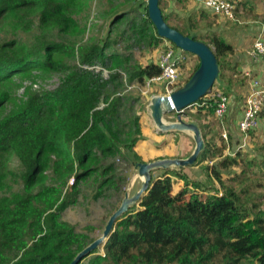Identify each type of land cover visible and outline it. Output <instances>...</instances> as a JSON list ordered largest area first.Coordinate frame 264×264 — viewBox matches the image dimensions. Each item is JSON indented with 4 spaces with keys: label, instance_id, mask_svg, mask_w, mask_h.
<instances>
[{
    "label": "trees",
    "instance_id": "16d2710c",
    "mask_svg": "<svg viewBox=\"0 0 264 264\" xmlns=\"http://www.w3.org/2000/svg\"><path fill=\"white\" fill-rule=\"evenodd\" d=\"M177 1L194 7L187 0ZM229 1L237 14L246 4ZM79 4L80 0H0V264H71L94 241L89 235L92 227L80 233L63 219L76 204L80 185L90 178L101 180L96 198L102 197L104 191L118 189V157L133 166L146 162L139 151L142 119L124 115L128 97L122 93L123 75L118 70L124 69L131 83L143 86L161 69L155 62L132 64L130 54L121 57L111 51L116 43L111 28L126 22L129 12L114 15L103 45L76 47L50 40L49 31L61 37L77 35ZM163 5L165 0H160L168 23L175 14H165ZM194 8L197 12L189 16L185 30L171 27L214 49L219 77L213 91L219 88L230 101L223 122L216 117L215 101L197 102H207L196 107L205 130V149L196 164L207 163L204 179H193L184 169L153 176L139 208L117 221L105 254L95 251L89 264H264V157L249 159L241 150L224 156L238 142L227 130L228 113L237 103L241 119L249 93L240 89L247 80L234 78L240 77L239 65L231 63L234 46L214 29L220 16ZM137 10L138 18L127 21L130 35L125 31L133 47L154 52L170 43L179 49L159 36L147 0L139 2ZM201 19H211V31L193 35ZM37 22L43 35L35 38ZM98 66L111 68L109 76L97 71ZM37 74L59 75L60 83L53 89L29 86L19 96L23 82L35 84ZM163 90L164 85L151 87L155 94ZM257 132L242 135L253 137ZM258 149L264 152V145ZM233 167L241 172L231 184L223 170ZM71 178L75 181L67 192ZM179 182L183 187L176 192Z\"/></svg>",
    "mask_w": 264,
    "mask_h": 264
},
{
    "label": "rangeland",
    "instance_id": "374dc122",
    "mask_svg": "<svg viewBox=\"0 0 264 264\" xmlns=\"http://www.w3.org/2000/svg\"><path fill=\"white\" fill-rule=\"evenodd\" d=\"M134 1V0H133ZM145 0H140L139 2H143ZM245 11L239 10V13L244 12L243 17L236 18L237 15V7L235 10V21L231 20L233 23V27L228 31L232 36V39H228V43L231 45L234 44L236 47L243 40L246 39L247 35H251L253 39L258 38V32L255 31L256 27H264V18H261L260 15H254V12L260 8V6L264 5V0H246L245 1ZM130 3V1H129ZM132 6L128 11L130 15L128 16V20H133L138 18L139 10H137V5ZM126 3L124 0H118L117 4H110L107 0H80L79 8H78V16L77 18L80 21V28L76 36H68L61 37L55 31H49L47 36L50 40H54V42H64L65 44L84 46L93 42L100 43L102 39L107 37V33L110 30L111 17L106 14L105 11L110 9L111 7H116L117 10L120 8L126 7ZM164 8L165 14L167 10L170 8L165 5L162 6ZM177 17L172 16L169 18L168 24L170 26L178 27L182 30H185L188 27V19L190 15L196 13V9L187 5L185 7H180ZM169 15V14H167ZM127 21L121 23L117 27L112 29V39L116 41L113 43L114 46L111 48V51H115L122 56H126V54H130L132 64L138 63L141 65H147L149 62H155L153 57L149 58L152 55L153 51H148L145 47H133L132 41L125 34L127 31L128 35L130 32L127 28ZM211 21V19H201L196 24V28L192 29V34L196 36L200 35H208L211 31V28L207 26V24ZM235 30H237L235 32ZM260 31V29H259ZM117 33L120 35L118 38ZM34 37L42 36V31L39 28V23L37 22L34 30ZM25 38V37H24ZM165 49H160L163 52ZM110 52V51H109ZM185 53V52H184ZM187 55V62L184 68L185 77H189L194 68H196L200 61L199 59L191 55L189 53H185ZM109 69H102L101 67H97V71H102L103 76L108 77L110 72ZM118 71L122 72L123 75V95L127 98L126 105L124 106V115L125 117H133L138 116L142 119V139L143 143L141 144V148L146 149L144 151L145 156H150V158L158 157V159H188L192 153L195 151L196 143L194 139L191 140L188 135H194L193 132H189L186 130L180 131L174 128H170V130L159 129L157 123L155 122L151 111L148 109L149 99L152 95H155L152 91H148L145 86H140L136 83H131L128 78V73L125 72L124 69H119ZM59 75H41L37 74L36 83L33 84L30 80L23 82L22 88H20L19 96L23 95L26 87L33 86L35 90L38 89H53L60 83ZM242 80L241 77L237 78ZM187 83V81H186ZM185 83V84H186ZM217 83V82H216ZM22 84V83H21ZM215 87V86H214ZM218 87V85H217ZM245 87H241L240 92L245 93ZM216 90L219 88H215ZM238 104L232 105L228 113L229 123L227 125V130L229 133L233 135V141H237L232 146L229 151L230 154H235L237 151L241 150L243 154H245L249 159H261L264 157V152H261L258 147L262 144L264 145V135L260 133L259 135H254L253 137L248 136L245 137L240 133L237 128L238 123ZM198 109L194 106L188 108L183 112L182 119L184 122L188 124H196L199 126L204 142V134L205 130L203 129V122L199 118V114L197 113ZM146 117L151 122V133L146 132V128L148 125L143 123V116ZM204 115V114H203ZM178 113H163L162 121L164 127L172 126V124L178 123ZM211 121L210 118H207ZM206 120V121H209ZM214 122V121H213ZM215 123V122H214ZM219 126V125H218ZM168 129V128H167ZM220 130V129H219ZM236 135V136H234ZM219 138V137H218ZM142 150V149H141ZM140 151V145H139ZM161 156H165L159 158ZM156 159V158H155ZM156 159V160H158ZM146 160V159H145ZM116 168H117V186L118 189L114 187L104 191V196L96 198V194L99 191L100 181H94V178H90L87 182L82 183L79 188V195L75 205L69 208L63 215V219L74 225L77 228V231L80 233H87L86 227H92L94 230L89 233L90 238L92 240H96L100 238L103 234L105 226L112 216V214L120 207L125 195L129 193L130 195H134L136 191L141 188V178L138 176V172L135 170V166L129 164L124 161L123 158L118 157L116 160ZM215 162H210L212 165ZM193 164L192 166L184 168L185 173L193 178V179H204V171L203 168L207 163H203L202 165ZM173 170H180L178 167H173ZM165 170L160 169L153 172V176L158 178L163 175ZM241 170L239 167H233L228 170H223V177L229 183H233L231 179ZM125 178V181L122 179ZM75 179L71 178L68 182V186L66 187V191L69 192L73 186ZM183 187V183L179 182L175 186V191L178 192ZM258 192V190H256ZM137 209L139 207H136ZM93 241V242H94ZM101 254H105L104 250L101 248ZM91 256L88 257L81 264H89V260Z\"/></svg>",
    "mask_w": 264,
    "mask_h": 264
},
{
    "label": "water",
    "instance_id": "95a60500",
    "mask_svg": "<svg viewBox=\"0 0 264 264\" xmlns=\"http://www.w3.org/2000/svg\"><path fill=\"white\" fill-rule=\"evenodd\" d=\"M147 1L149 17L157 29L159 36L166 41L172 42L183 52L196 56L200 61L196 73L184 86L174 91L170 96H157L153 98L152 116L158 125H163V113H178V123L172 124L166 130H170L172 127L180 131L193 132L196 148L188 159H158L136 164L135 170L141 178V188L134 195H130L129 193L125 195L120 207L109 218L102 236L83 249L71 264H81L88 257L92 256V253L105 247L115 230L117 221L122 219L132 209L139 207L142 198L148 194L152 187L151 182L153 181L154 171L160 169L166 171L173 167H178L182 170L192 166L197 162L199 155L205 149V142L199 126L184 122L181 114L186 109L194 107L200 99L206 98L213 91L219 77V65L215 51L210 45L185 36L180 31L172 28L164 19L160 0Z\"/></svg>",
    "mask_w": 264,
    "mask_h": 264
},
{
    "label": "built area",
    "instance_id": "2783aa9c",
    "mask_svg": "<svg viewBox=\"0 0 264 264\" xmlns=\"http://www.w3.org/2000/svg\"><path fill=\"white\" fill-rule=\"evenodd\" d=\"M194 7H201L208 12H211L220 17H225L230 20L235 18V5L229 0H187ZM263 36L255 41L249 53L253 63L261 64L262 69L260 74L252 76V70L247 69L244 72L245 78L249 80V95L245 102V110L242 113L241 119H238L237 128L242 134H247L250 131H260L264 127V29ZM165 49L159 56L158 66L161 69V74L157 77L148 79L145 82V88L151 91L153 85H164V90L160 94L152 95L149 99L148 109L152 114L153 98L157 96H170L174 91L185 85L188 77H185L184 68L187 62V55L181 50L176 49L170 43H167ZM204 99L215 101L218 105L216 109V117L222 122L228 112L230 101L227 96L223 95L219 90L212 91L209 96ZM210 101V102H211ZM207 104H195L199 107ZM223 138L228 140V133L224 132ZM229 149V148H228Z\"/></svg>",
    "mask_w": 264,
    "mask_h": 264
},
{
    "label": "crops",
    "instance_id": "0c3cea01",
    "mask_svg": "<svg viewBox=\"0 0 264 264\" xmlns=\"http://www.w3.org/2000/svg\"><path fill=\"white\" fill-rule=\"evenodd\" d=\"M107 1L114 6V4H117L118 0H107ZM129 1H130V3H129ZM138 1H140V0H134V1L133 0H124V2L126 3L127 6L124 7V8H121L122 10H120V8L117 10L116 7H111L110 9L106 10L105 13L110 15L111 21H112L113 18H114V15L117 12H120V13L128 12L131 9L132 6H135L136 4H138ZM240 1L245 2L246 0H240ZM165 6H166V8L167 7L170 8L169 10L166 11V13L167 14L174 13L175 14L174 16H176V17H177V14H178L179 10H181L180 7L182 8L181 4L178 3L177 0H165ZM244 8L245 7H243L241 10L245 11ZM210 14H211V12H210ZM243 14H244V12H242V13L238 12L237 15H239V18H240V17H243ZM211 15L214 16L213 13ZM254 15L255 16L256 15H260L261 18H264V5L260 6V8L254 12L253 16ZM227 20L228 19H226L224 17H218L216 22L214 23V29H215L216 32L222 33L225 36L226 40L228 41V39H232L233 40V36L228 32L230 30V28L233 27V25H232V23H229V21H227ZM237 21H239V20L237 19ZM233 22H235V21H233ZM259 29H260V31H259ZM263 29H264V27H261V28L260 27H256V30H258V31H255V35H256V32H258L257 33L259 35L258 38L263 36V33H262ZM236 31L237 30H235V32ZM256 40H257V38L253 39L251 37V35H247L246 39H243L238 44L237 47L234 44H232L234 46V49H235V54L233 56H231V63L239 65L238 73L240 72V77L247 80V83H246L247 86L245 87V93L249 92V85H248L249 80H248V78L243 77L244 76V72L247 69H251L252 70V76H254V77L259 75V74L261 76L263 75V73L261 72V69H262L263 66H261V64L253 63L251 58H250V55H249V53H250V51H251V49L253 47V44L255 43ZM161 53L162 52L158 49V50L152 52V55L149 58L153 57L155 59V63H157ZM237 75L238 74H236V76H234V78H238ZM143 123L145 125H148V128H146V132L147 133L148 132L151 133V130H152V127L150 125L151 122L146 117V115L143 116ZM224 132H226V131L223 130V134H224ZM257 133L258 134L263 133V135H264V127ZM188 136L190 138V143H191V140L194 139V138H193L192 135H188ZM142 143H143V141L140 143V152H141L142 156L146 159V162L154 161V160L158 159V157L150 158L149 155L145 156L144 151L146 149L141 148V144ZM229 151H230V149L227 148L225 153H224V156L232 155V154L229 153ZM162 157H165V156H161L159 158H162Z\"/></svg>",
    "mask_w": 264,
    "mask_h": 264
},
{
    "label": "bare ground",
    "instance_id": "6f19581e",
    "mask_svg": "<svg viewBox=\"0 0 264 264\" xmlns=\"http://www.w3.org/2000/svg\"><path fill=\"white\" fill-rule=\"evenodd\" d=\"M157 125H158V124H157ZM168 127H169V126H168ZM168 127H164V124H163V125H158V128H159L160 130H161V129H164V128L167 129ZM166 129H165V130H166Z\"/></svg>",
    "mask_w": 264,
    "mask_h": 264
}]
</instances>
